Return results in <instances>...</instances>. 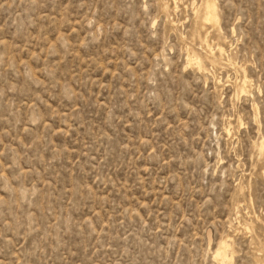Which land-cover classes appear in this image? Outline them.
<instances>
[{
    "label": "rangeland",
    "instance_id": "obj_1",
    "mask_svg": "<svg viewBox=\"0 0 264 264\" xmlns=\"http://www.w3.org/2000/svg\"><path fill=\"white\" fill-rule=\"evenodd\" d=\"M204 1L0 0V264H264V0Z\"/></svg>",
    "mask_w": 264,
    "mask_h": 264
},
{
    "label": "bare ground",
    "instance_id": "obj_2",
    "mask_svg": "<svg viewBox=\"0 0 264 264\" xmlns=\"http://www.w3.org/2000/svg\"><path fill=\"white\" fill-rule=\"evenodd\" d=\"M199 17H201L202 20V24L203 26H206L207 23H209L211 26L213 25L214 28H216L218 26L219 23V17H218V13H217V9H216V4L214 0H205L202 6V11H201V16L199 15ZM208 24V25H209ZM219 48V46H218ZM210 50V49H209ZM220 53H222L223 48H219L218 49ZM212 52V51H211ZM218 52V53H219ZM213 53V52H212ZM217 53V52H216ZM215 53V54H216ZM208 54V53H206ZM211 56V55H210ZM207 57V56H206ZM209 57V56H208ZM213 57V56H212ZM215 57V56H214ZM217 57V56H216ZM215 57V58H216ZM210 58V57H209ZM209 58H207V60H209ZM190 64H192L193 66L197 67L198 70H202L204 68V64L201 61V59L199 57H197L196 55L190 56ZM212 59V58H210ZM219 59V58H218ZM216 60V59H215ZM218 61V60H217ZM214 62V61H212ZM215 64V63H214ZM213 64V65H214ZM196 68V69H197ZM247 79V78H246ZM249 82V81H248ZM245 84H247L245 82ZM247 87V86H246ZM247 88H244V91H246ZM243 91V92H244ZM263 144V143H262ZM261 145V144H260ZM264 145V144H263ZM263 147V146H262ZM261 147V148H262ZM260 148V149H261ZM230 247V246H229ZM227 249H228V243L224 242L222 243L221 247L219 248L218 252L215 253L216 254V260H218L221 264H227L228 262V254H227ZM228 259V260H227ZM230 259H232L230 257ZM215 260V261H216ZM218 262V263H219ZM230 263L232 261H229ZM229 264V263H228ZM232 264V263H231Z\"/></svg>",
    "mask_w": 264,
    "mask_h": 264
}]
</instances>
